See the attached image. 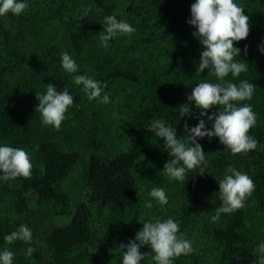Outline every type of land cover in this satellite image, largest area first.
Here are the masks:
<instances>
[{
  "label": "trees",
  "instance_id": "trees-1",
  "mask_svg": "<svg viewBox=\"0 0 264 264\" xmlns=\"http://www.w3.org/2000/svg\"><path fill=\"white\" fill-rule=\"evenodd\" d=\"M192 2L31 0L20 16H0V143L24 148L32 163L30 177L0 182V249L15 254L13 264H29L30 258L37 264L38 250L25 255L36 245L33 235L30 244L3 239L29 224L21 217L37 212L39 221L51 225L41 239L47 264H121L119 245L153 218L176 220L178 235L192 243L193 252L174 264H257V245L264 241V55L257 51L264 38V0H236L249 16L248 37L234 42L241 49L248 45L247 55L239 57L248 70L225 77L256 86L244 103L256 113L248 134L259 141L257 148L231 154L215 137L200 139L208 173L191 170L182 183L163 173L168 153L147 131L151 119L163 118L183 136L184 121L194 125L199 115L186 94L205 80L222 83L207 69L196 73L201 46L186 23ZM112 14L135 32L110 41L105 50L98 33ZM65 51L78 64V74L107 85L109 104L90 101L73 83L60 64ZM49 83L61 91L67 86L73 95L58 130L42 124L35 110L36 94ZM181 107H190L192 118H178ZM229 164L247 173L255 189L244 207L213 221L220 204L217 180ZM73 176L80 182L75 179L70 188ZM152 187L165 188L167 205L153 200L151 209L144 207ZM140 251L147 253L140 264H153L151 250Z\"/></svg>",
  "mask_w": 264,
  "mask_h": 264
},
{
  "label": "clouds",
  "instance_id": "clouds-1",
  "mask_svg": "<svg viewBox=\"0 0 264 264\" xmlns=\"http://www.w3.org/2000/svg\"><path fill=\"white\" fill-rule=\"evenodd\" d=\"M30 4L31 0H0V16L9 13L20 16L29 9ZM86 15L85 11L80 17ZM186 23L194 28L192 36L201 46L196 73L207 69L222 83L205 80L195 84L191 92L186 94L187 101L199 110V115L194 125L184 121L183 136H178L176 127L163 118H153L147 126L148 132L163 141L162 148L168 153L163 173L170 180L182 183H185L187 173L191 170H198L199 175L208 173L205 171L207 160L200 139L215 137L231 154H246L255 150L259 144L256 138L248 134L256 124V113L251 104L244 103L251 100L256 86L248 80H240L238 84L225 81L229 74L237 77L248 70V64L239 58L242 52L247 55L248 45L241 49L234 46V42L248 37L249 16L236 0H193L190 5V18ZM100 24L103 31L98 33L99 46L105 50L110 47V41L135 32L134 26L126 19H117L116 14L105 16ZM257 51L264 55V38L257 45ZM60 64L65 72L72 74L73 83L81 86L90 101L95 100L101 104L111 102L110 94L105 91L107 85L92 76L78 74L79 66L71 54L61 52ZM36 96L38 105L35 110L40 113L42 124L58 130L66 119L67 109L74 104L68 87L64 86L61 91L49 83L46 91ZM214 106L216 111H207ZM185 116L192 118L190 107H181L178 118ZM31 170V159L24 148L0 143V182L18 177L28 178L32 174ZM217 182L216 194L220 204L215 209V215L211 217L213 221L219 219L221 214L244 207L246 197L255 189L252 178L231 164ZM148 196L151 199L144 203L147 209L152 208L153 200L161 206L169 203L164 187H152ZM178 233L179 224L172 218H153L143 222L134 237L119 245L122 251L121 264H140L147 254L140 251L144 246L151 250L153 264H174L175 258L193 252L191 241ZM3 239L9 244L16 240L30 244L32 231L26 224H20ZM33 251L29 246L25 249V255L30 256ZM256 251L257 264H264V241L257 245ZM14 255L7 248L0 249V264H13Z\"/></svg>",
  "mask_w": 264,
  "mask_h": 264
},
{
  "label": "rangeland",
  "instance_id": "rangeland-1",
  "mask_svg": "<svg viewBox=\"0 0 264 264\" xmlns=\"http://www.w3.org/2000/svg\"><path fill=\"white\" fill-rule=\"evenodd\" d=\"M73 177L70 178V181L68 183V185H70V188H72V186L76 183L77 180H78V182H80L79 179H76V176H73ZM75 179H76V181H75ZM40 217H41V213L37 212L36 216H34L33 218L28 217V219H26L27 217H21V221L25 222V221L29 220L28 221L29 224L27 223L26 225L31 229L32 235L36 239V245H31V247L34 249L33 253L36 252V250H38L39 254H40V257L37 261V264H47V254L44 250L45 249L44 248V242L41 239L44 236V231L48 230L51 225L47 220L46 221H39ZM27 258H29V256H27ZM32 259L33 258L29 259V264H35Z\"/></svg>",
  "mask_w": 264,
  "mask_h": 264
}]
</instances>
